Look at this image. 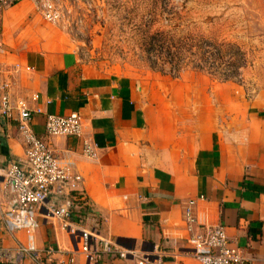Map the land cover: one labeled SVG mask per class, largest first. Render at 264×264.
<instances>
[{
    "label": "crops",
    "instance_id": "obj_1",
    "mask_svg": "<svg viewBox=\"0 0 264 264\" xmlns=\"http://www.w3.org/2000/svg\"><path fill=\"white\" fill-rule=\"evenodd\" d=\"M56 28L31 0L0 16V83L13 108L9 119L0 120V168L24 161L16 111L22 102L31 112L32 131L72 163L79 191L49 197L37 209L38 227L29 239L24 231H6L9 205L0 190V264H88L47 213L52 204L70 206L96 240L131 253L127 260L102 256L99 264H136L141 258L148 264H200L187 242L188 200L195 201L198 224L224 226L250 264H264V89L248 100L235 88L218 86L204 106L176 88L156 101L129 77L63 49ZM71 113L82 118L80 137H45L46 115ZM83 142L93 147L94 159L83 155Z\"/></svg>",
    "mask_w": 264,
    "mask_h": 264
},
{
    "label": "rangeland",
    "instance_id": "obj_2",
    "mask_svg": "<svg viewBox=\"0 0 264 264\" xmlns=\"http://www.w3.org/2000/svg\"><path fill=\"white\" fill-rule=\"evenodd\" d=\"M58 2L68 13L55 26L61 47L156 101L176 88L204 106L218 86L248 100L264 89V0Z\"/></svg>",
    "mask_w": 264,
    "mask_h": 264
},
{
    "label": "built area",
    "instance_id": "obj_3",
    "mask_svg": "<svg viewBox=\"0 0 264 264\" xmlns=\"http://www.w3.org/2000/svg\"><path fill=\"white\" fill-rule=\"evenodd\" d=\"M22 0H0V16L4 10ZM36 12L46 23L58 26L68 14L63 11L58 0H31ZM181 3L184 0H170ZM18 133L24 147V161L13 162L0 168V190L8 200L9 208L3 213V222L8 233L24 231L31 239L38 227L37 209L47 203L51 196L63 197L79 191L80 177L71 162L58 158L46 141L37 136L30 127V110L19 102ZM13 108L8 88L0 83V120L9 119ZM83 130L82 118L77 113L66 117L46 115L44 134L53 137H80ZM82 153L87 158L96 157L93 147L83 142ZM77 195V194H75ZM77 195L76 201H84ZM195 201L188 200L183 205V220L188 232L187 242L191 256L200 264H250L229 240L222 225L207 227L198 224L194 214ZM47 213L56 219L60 227L76 243L77 250L84 255L88 264H99L102 256L110 259L127 260L130 252L114 245L108 240H96L93 231L85 230L76 221L70 206L49 205ZM25 252L24 249H21ZM40 261L39 253H31ZM73 259L70 260V263ZM136 264H148L146 258L138 259Z\"/></svg>",
    "mask_w": 264,
    "mask_h": 264
}]
</instances>
